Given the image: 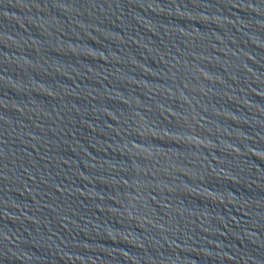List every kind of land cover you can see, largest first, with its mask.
<instances>
[{
	"label": "water",
	"instance_id": "95a60500",
	"mask_svg": "<svg viewBox=\"0 0 264 264\" xmlns=\"http://www.w3.org/2000/svg\"><path fill=\"white\" fill-rule=\"evenodd\" d=\"M0 264H264V0H0Z\"/></svg>",
	"mask_w": 264,
	"mask_h": 264
}]
</instances>
